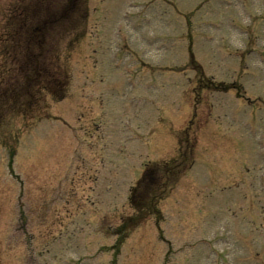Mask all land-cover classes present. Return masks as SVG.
Here are the masks:
<instances>
[{
  "label": "rangeland",
  "instance_id": "obj_1",
  "mask_svg": "<svg viewBox=\"0 0 264 264\" xmlns=\"http://www.w3.org/2000/svg\"><path fill=\"white\" fill-rule=\"evenodd\" d=\"M68 1L0 0V264H264V0H80L46 56L5 48ZM163 159L183 171L126 219Z\"/></svg>",
  "mask_w": 264,
  "mask_h": 264
},
{
  "label": "trees",
  "instance_id": "obj_2",
  "mask_svg": "<svg viewBox=\"0 0 264 264\" xmlns=\"http://www.w3.org/2000/svg\"><path fill=\"white\" fill-rule=\"evenodd\" d=\"M37 42H38V40H36V41H34V45L35 46H37ZM31 45L33 46V43L31 42ZM34 47V46H33ZM37 48H38V46H37ZM29 51H31V47H30V50ZM153 171L154 170H152V169H148L145 173H144V176H143V180L141 181V183H142V185L145 187V186H149L152 182H151V180H152V178H151V176H152V173H153Z\"/></svg>",
  "mask_w": 264,
  "mask_h": 264
}]
</instances>
